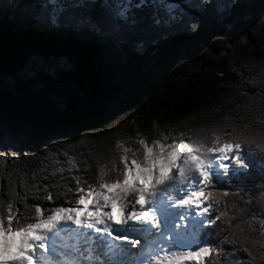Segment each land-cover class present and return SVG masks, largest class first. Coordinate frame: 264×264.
<instances>
[{"label": "trees", "instance_id": "trees-1", "mask_svg": "<svg viewBox=\"0 0 264 264\" xmlns=\"http://www.w3.org/2000/svg\"><path fill=\"white\" fill-rule=\"evenodd\" d=\"M34 2L0 0V76L33 58L65 60L86 85L56 99L50 89L26 84L0 90V200L13 201L21 224L35 222L36 205L45 217L70 206L75 197L68 189L77 178L94 184L97 163L118 158V141L135 151L139 138L151 144L154 128L178 142L232 125L264 132V44L256 30L264 0H232L237 7L228 32L208 19L198 34L174 35L155 49L48 30ZM260 159L254 154L247 174L225 175L209 189L216 202L205 214L214 222L204 239L216 251L200 264H264ZM241 232L254 260L237 239Z\"/></svg>", "mask_w": 264, "mask_h": 264}, {"label": "snow or ice", "instance_id": "snow-or-ice-1", "mask_svg": "<svg viewBox=\"0 0 264 264\" xmlns=\"http://www.w3.org/2000/svg\"><path fill=\"white\" fill-rule=\"evenodd\" d=\"M32 6L48 30L89 34L111 45L131 44L136 49L158 48L174 35L198 34L208 19L228 32L237 7L232 0L227 4L221 0H35ZM57 72L55 65L39 61L25 69L26 76ZM168 139L165 135L164 140ZM137 145L134 151L118 141L121 154L107 164L97 163L94 184L84 186L77 178L75 189H68L74 202L54 207L46 217L41 206H34L35 222L21 224L13 201L0 200V264H40L48 244H55L49 234L62 238L80 229L97 234V257H123L143 241L139 264H200L216 251L204 239L207 226L214 222L205 215L216 202V192L209 189L225 175L238 180L247 174L254 154L261 156L264 171V132L255 133L248 124L232 125L231 130L215 129L210 139L203 132L187 142L173 136L170 142L149 144L139 138ZM4 157L0 151V161ZM237 239L242 243L247 238L241 232ZM242 246L254 260L251 250ZM64 264L80 262L73 259Z\"/></svg>", "mask_w": 264, "mask_h": 264}, {"label": "rangeland", "instance_id": "rangeland-1", "mask_svg": "<svg viewBox=\"0 0 264 264\" xmlns=\"http://www.w3.org/2000/svg\"><path fill=\"white\" fill-rule=\"evenodd\" d=\"M257 36L258 39L264 44V19L260 18L257 22ZM37 61L46 64V65H55L58 69V72L54 76H40V75H32L26 76L25 69H28L31 65L35 64ZM63 77L75 78L78 77L74 67L66 62L65 60H49L43 61L39 58H33L28 63L23 66L21 69L15 71L12 74L2 75L0 76V90H4L7 92H13L20 85L26 84L30 88L36 90L40 88H48L53 95V98L56 99L57 95L60 92H64L66 89L71 88L69 84L64 85L66 81H62ZM179 124H182L180 122ZM199 133L192 134L186 137L185 142L188 141L189 137L195 138ZM171 136V135H170ZM172 138V137H171ZM211 138V134H209V139ZM153 140H160L161 142H170L171 140H164V135L161 134L160 130L154 128L152 131L151 142ZM122 149L116 148V152L120 155ZM223 179V178H222ZM204 205H202L203 207ZM47 215L51 214V211H47ZM190 264H196V262H190Z\"/></svg>", "mask_w": 264, "mask_h": 264}, {"label": "bare ground", "instance_id": "bare-ground-1", "mask_svg": "<svg viewBox=\"0 0 264 264\" xmlns=\"http://www.w3.org/2000/svg\"><path fill=\"white\" fill-rule=\"evenodd\" d=\"M113 213L115 214V212H113ZM115 218H116V214H115ZM93 233H94V232H93ZM90 235H93V234L91 233ZM54 237H55V236H54ZM54 237L51 238V239L53 240ZM96 238H97V237H94L93 240H96ZM79 241H80V239L78 240V242H79ZM125 246H126V245H125ZM47 247H54V244L50 242V243L48 244ZM81 247H82V246L79 245V244L75 245V246L73 247L74 253H75V254H78L80 257H83V258L88 257V253H87V252H83L82 250H80ZM96 252H97V251H96ZM96 252L93 251L92 254H94V256L96 257V259H99L100 257H97ZM41 255H42V254H41ZM89 257H90V256H89ZM36 258L39 259V256L36 257ZM49 260H50V259H47L46 257H44V259H42L41 262H43V264H47V262H48ZM71 260H73V258H71ZM51 261L53 262V264H64L65 261H70V260H68V258H66V259L60 258V257H58V254L54 253V254H53V260H51ZM80 264H81V263H80ZM95 264H97V263H95Z\"/></svg>", "mask_w": 264, "mask_h": 264}, {"label": "water", "instance_id": "water-1", "mask_svg": "<svg viewBox=\"0 0 264 264\" xmlns=\"http://www.w3.org/2000/svg\"><path fill=\"white\" fill-rule=\"evenodd\" d=\"M76 74L78 77L75 78H70V77H63L62 81H66V83H64V85L69 84L71 88L69 89H75L78 92H83L85 89V79L79 74V72L77 70H75Z\"/></svg>", "mask_w": 264, "mask_h": 264}]
</instances>
